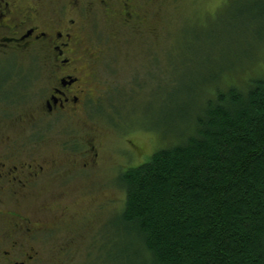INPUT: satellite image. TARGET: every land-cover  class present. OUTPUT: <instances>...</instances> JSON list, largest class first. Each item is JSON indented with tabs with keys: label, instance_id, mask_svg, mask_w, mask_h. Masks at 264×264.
Here are the masks:
<instances>
[{
	"label": "rangeland",
	"instance_id": "rangeland-1",
	"mask_svg": "<svg viewBox=\"0 0 264 264\" xmlns=\"http://www.w3.org/2000/svg\"><path fill=\"white\" fill-rule=\"evenodd\" d=\"M69 1L19 0V8L37 3L52 18ZM99 2L80 0L84 14L72 7L68 13L85 27L83 51L90 48L98 60L103 91L92 115L59 124L38 120L24 137L48 75L36 59L32 97L18 106L13 145L24 159L63 160L68 174L73 155L91 165L78 179L47 181L24 198L22 210L35 219L61 222V229L40 234L38 264H144L146 256L120 220L126 197L120 172L189 133L187 122L207 92L264 75V0H132V19L123 16L119 0ZM14 60L22 67L32 59L23 54Z\"/></svg>",
	"mask_w": 264,
	"mask_h": 264
},
{
	"label": "trees",
	"instance_id": "trees-1",
	"mask_svg": "<svg viewBox=\"0 0 264 264\" xmlns=\"http://www.w3.org/2000/svg\"><path fill=\"white\" fill-rule=\"evenodd\" d=\"M214 92L189 133L119 174L144 264H264V75Z\"/></svg>",
	"mask_w": 264,
	"mask_h": 264
},
{
	"label": "flooded vegetation",
	"instance_id": "flooded-vegetation-1",
	"mask_svg": "<svg viewBox=\"0 0 264 264\" xmlns=\"http://www.w3.org/2000/svg\"><path fill=\"white\" fill-rule=\"evenodd\" d=\"M113 1L99 3L114 6ZM68 4L66 11L47 18L37 3L21 9L19 0H0V67H7L0 69V264H38L34 249L41 248L38 247L40 234L62 228L58 226L60 221L50 225L35 219L29 209L22 210L27 193L47 181L66 184L70 176L78 179L91 169L88 160L80 164V157L73 155L74 165L68 174L62 171L63 160L24 159L21 149L13 145L18 138L16 129L20 127L15 124L21 117L19 105L32 97L31 88L37 78L35 59L42 63L48 75L44 90L37 97L44 93L36 110L38 116L27 118L24 137L38 120L59 124L81 113L91 116L92 109L100 104L103 88L97 71L98 60L90 48L83 51L84 25L68 15L70 7L77 14L85 9H81L80 0H70ZM118 4L123 16L131 18L136 14L132 0H119ZM23 54L32 60L19 67L14 58Z\"/></svg>",
	"mask_w": 264,
	"mask_h": 264
}]
</instances>
